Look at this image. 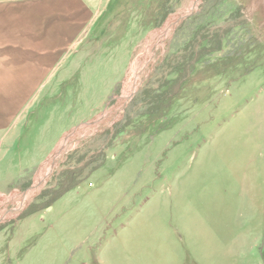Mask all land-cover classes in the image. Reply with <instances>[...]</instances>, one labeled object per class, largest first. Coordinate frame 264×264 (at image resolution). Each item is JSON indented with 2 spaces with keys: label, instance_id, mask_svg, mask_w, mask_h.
Segmentation results:
<instances>
[{
  "label": "rangeland",
  "instance_id": "obj_1",
  "mask_svg": "<svg viewBox=\"0 0 264 264\" xmlns=\"http://www.w3.org/2000/svg\"><path fill=\"white\" fill-rule=\"evenodd\" d=\"M194 1L0 0V264H264V14L197 0L151 45Z\"/></svg>",
  "mask_w": 264,
  "mask_h": 264
},
{
  "label": "trees",
  "instance_id": "obj_2",
  "mask_svg": "<svg viewBox=\"0 0 264 264\" xmlns=\"http://www.w3.org/2000/svg\"><path fill=\"white\" fill-rule=\"evenodd\" d=\"M197 14H198V12L195 15H197ZM195 15H194V17H195ZM243 18H244L243 13H241V15H238L237 17H232V18L225 20L224 22H222V24L220 26H214V25H212L210 27L208 26L207 31H206L207 33H203L202 36L199 35V37H196V40H195L196 42L192 46V55L190 57L189 63H187L188 65H190L189 70L186 71L185 75H183L182 78L178 79L177 90L175 92H173L174 95L176 93L184 90L185 87H184L183 83L185 81H186V86L187 85L189 86V79L191 80L194 77L195 78L199 77L203 72H205V70L210 71L211 68L205 69V66H208V65H206L205 63H201V64L199 63L200 59L202 58V56L210 57V55H212L213 52L219 51L221 49V47H220L221 45L219 46L220 41L223 44L225 36H226L228 31H231L234 28L242 26ZM188 22H189V18L185 19L183 21V23L181 24L179 29H181L182 27L187 25ZM213 27H216V28H214L215 30H213L210 33V29ZM186 54H188V51H185L184 55H186ZM168 58L169 57L167 55L165 60H168ZM183 67L182 68L184 69L183 70V73H184L186 66H183ZM203 69H205V70H203ZM116 132L120 133V132H122V130H119Z\"/></svg>",
  "mask_w": 264,
  "mask_h": 264
},
{
  "label": "bare ground",
  "instance_id": "obj_3",
  "mask_svg": "<svg viewBox=\"0 0 264 264\" xmlns=\"http://www.w3.org/2000/svg\"><path fill=\"white\" fill-rule=\"evenodd\" d=\"M245 2V1H244ZM197 3V0H195L192 4V7L190 9H188L187 11H191L192 9L195 8ZM187 11L181 12L180 14L174 16L171 20L168 21V24L165 26V28H163L161 31L157 32L152 38V42H150V44L152 45L154 42V45L159 44V42L162 41V39L164 38H168L171 35V32L173 31L174 28H176L177 24L179 23V20L187 13ZM154 40V41H153ZM153 47V46H152ZM148 49V48H147ZM143 64L141 63H135L133 65V70L132 71H137L139 66H141ZM137 78L135 75L128 77L127 82L125 84V92L123 97L121 98L120 102L117 104V106L110 112L109 111V115L106 118V120H104L103 122H108L109 119L111 118V121L114 120L115 118H117L116 116L118 114H121L122 112V108L125 105L126 100L129 98L130 94L135 90L136 88V79ZM115 110V111H114ZM110 122V121H109ZM72 141H67L66 146L63 148L62 151H65V149H68L69 146H71ZM55 163L49 167L46 168L45 171H42L40 174H38V178L36 180V185L33 187L32 191L27 192L24 195L18 196V198L15 196L12 199L15 201V199L19 202L20 207L24 204L27 203L31 197L38 191L39 185L42 183V181L46 178V176L51 173L52 169L54 168ZM8 217V214H5L4 212L0 215V222L1 220H4Z\"/></svg>",
  "mask_w": 264,
  "mask_h": 264
},
{
  "label": "water",
  "instance_id": "obj_4",
  "mask_svg": "<svg viewBox=\"0 0 264 264\" xmlns=\"http://www.w3.org/2000/svg\"><path fill=\"white\" fill-rule=\"evenodd\" d=\"M202 1V0H201ZM254 3L255 5H256V9L258 10V11H260L261 12V14H264V0H246L245 1V4H248V3ZM194 13V10H192V11H190V12H187L180 20H184V19H186L188 16H190L191 14H193ZM180 22V21H179ZM179 24V23H178ZM178 24H177V26H178ZM149 46H147L144 50H143V53H142V55L141 56H143V54L146 52V50H147V48H148ZM142 58V57H141ZM136 91L137 90H134L133 92H132V94L129 96V98L126 100V102H125V105H124V107H123V109L126 107V105L128 104V102L131 100V98L134 96V94L136 93ZM122 112H123V110H122ZM98 121H100V122H103L102 120H92L91 122H88V123H86L85 125L86 126H88V125H91V124H95V123H97ZM2 222V221H1Z\"/></svg>",
  "mask_w": 264,
  "mask_h": 264
}]
</instances>
